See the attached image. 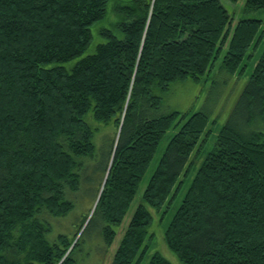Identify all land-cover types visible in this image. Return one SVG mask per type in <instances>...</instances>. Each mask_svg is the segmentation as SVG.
<instances>
[{"label":"trees","instance_id":"obj_1","mask_svg":"<svg viewBox=\"0 0 264 264\" xmlns=\"http://www.w3.org/2000/svg\"><path fill=\"white\" fill-rule=\"evenodd\" d=\"M109 1L0 0V264H80L78 232L54 224L96 162L94 215L108 246L138 197L112 264H139L149 206L161 209L180 189L211 130L209 113L166 112L164 96L175 82L201 81L222 52L221 68L236 72L264 39L263 19L234 24L222 0H119L94 44ZM262 8L245 1L246 12ZM95 122L113 123L107 146ZM165 237L187 264H264V49ZM148 264L172 262L157 252Z\"/></svg>","mask_w":264,"mask_h":264},{"label":"rangeland","instance_id":"obj_2","mask_svg":"<svg viewBox=\"0 0 264 264\" xmlns=\"http://www.w3.org/2000/svg\"><path fill=\"white\" fill-rule=\"evenodd\" d=\"M118 1L119 0H110L108 3V17L93 26L95 36L94 44L102 40V34H99V28L102 26H110L111 22L117 18L113 6ZM222 1L234 14V24L242 17L261 18L263 19L262 28L264 29V8L246 12L244 9L246 0H238L237 2L232 0ZM113 14L115 15V18ZM263 49L264 39L258 44H253L245 54L240 68L234 73L225 71L221 68L224 55V52H222L213 70L210 74L205 75L201 81L197 82L193 79H187L185 81L175 82L164 96V108L166 112L170 110L185 111L190 109L204 110L209 113V128L211 130L206 144L197 154H194V167L190 170L189 175L184 178L180 189H174L169 202L161 209L158 210L155 207L149 206V209L154 215V219L149 227V235L144 243L145 255L139 264H148L152 256L157 252L164 255L172 262V264H187L179 258L172 248H170L165 237V231L172 216L181 204L188 186L197 172L198 166L204 159L205 154L213 147L220 128L227 122V119L244 86L248 82ZM94 124L100 128L96 136L97 144L99 146H107L114 134L115 128L113 123L110 122L103 125L95 122ZM177 129L178 127L170 128L162 139L158 150L142 179L140 191L144 189L151 173L158 164L169 138L177 131ZM94 165L95 168L88 171L90 179H88L83 186L74 209L65 217H61L60 220H55L54 227L55 230L66 232L70 236L75 232H78L74 243L76 241L78 242L75 256L80 264H112L117 247L136 209L138 197L132 202L121 225L116 227V237L113 243L108 246L103 236L100 220L97 215H94V207L96 203L95 192L99 185V179L102 173L100 166L96 167L97 162L94 163ZM85 216H87V219L81 226ZM52 237H54V235H52Z\"/></svg>","mask_w":264,"mask_h":264}]
</instances>
